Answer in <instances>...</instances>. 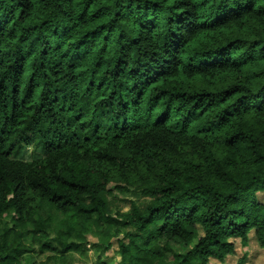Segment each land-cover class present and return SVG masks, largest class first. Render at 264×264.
<instances>
[{"label": "trees", "instance_id": "16d2710c", "mask_svg": "<svg viewBox=\"0 0 264 264\" xmlns=\"http://www.w3.org/2000/svg\"><path fill=\"white\" fill-rule=\"evenodd\" d=\"M260 193L264 0H0V264L223 261Z\"/></svg>", "mask_w": 264, "mask_h": 264}, {"label": "rangeland", "instance_id": "374dc122", "mask_svg": "<svg viewBox=\"0 0 264 264\" xmlns=\"http://www.w3.org/2000/svg\"><path fill=\"white\" fill-rule=\"evenodd\" d=\"M44 150L40 147H36L34 144L24 143L21 151L14 156V158L24 161H33L36 159H41L45 156ZM261 200H264L263 194H258ZM123 197L128 199H135L138 201V197L128 194ZM122 210L127 212L129 206H123ZM48 213L47 210L45 211ZM53 221L57 224L58 221L63 219V215L57 212L52 213ZM124 231L117 234L116 236L110 238V246L107 250L102 251L99 247L100 236L90 235L89 242L87 244L86 250H82L81 253H77L76 260L73 264H98L99 262H107L108 264H120L121 255L118 252L120 239H126L123 237ZM203 230L200 227V235H202ZM89 235V233H88ZM127 241V239H126ZM235 245V252L227 255L223 261L216 258H211L208 264H264V248L259 244L254 229H252L248 234L247 243H243L241 238L232 237L230 238ZM98 244H95L97 243Z\"/></svg>", "mask_w": 264, "mask_h": 264}]
</instances>
